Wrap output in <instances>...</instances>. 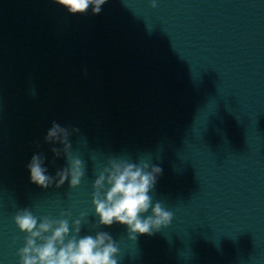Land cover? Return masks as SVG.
Masks as SVG:
<instances>
[{
    "label": "water",
    "instance_id": "obj_1",
    "mask_svg": "<svg viewBox=\"0 0 264 264\" xmlns=\"http://www.w3.org/2000/svg\"><path fill=\"white\" fill-rule=\"evenodd\" d=\"M155 3L0 0V264H20L23 209L68 219L69 238L84 213L79 236L109 233L117 264H264V0ZM53 122L79 129L75 188L30 183L34 154L50 175L68 166L45 143ZM112 159L162 169L148 194L168 226L132 240L99 225L93 184Z\"/></svg>",
    "mask_w": 264,
    "mask_h": 264
},
{
    "label": "clouds",
    "instance_id": "obj_2",
    "mask_svg": "<svg viewBox=\"0 0 264 264\" xmlns=\"http://www.w3.org/2000/svg\"><path fill=\"white\" fill-rule=\"evenodd\" d=\"M107 0H53V3L64 7L69 14H84L89 8L93 15H98ZM152 7H156L152 0ZM77 128L62 127L53 122L44 138L45 143L62 145L52 147L55 158L63 155L68 166L48 174L44 166L46 157L42 153L32 155L26 165L30 173V183L47 189L55 184L59 188L67 181L70 188L77 187L84 175L80 158L71 153L70 136L77 133ZM54 163V161H53ZM162 169L147 160L133 163L124 159H112L104 167L93 188L92 204L99 217V225L111 226L119 223L127 226L129 238L136 235H152L162 226H168L172 213L166 211L160 202L153 205L148 194L155 186ZM107 186V188H106ZM151 214L144 216L145 213ZM71 216L70 212L61 213ZM81 217L72 222V234L69 238L68 219H52L44 216L38 220L28 209L18 211L14 217L19 230L26 234L25 246L19 249L20 264H117L118 248L107 232H97L95 236L80 237Z\"/></svg>",
    "mask_w": 264,
    "mask_h": 264
}]
</instances>
